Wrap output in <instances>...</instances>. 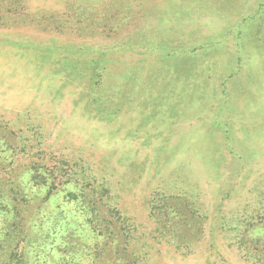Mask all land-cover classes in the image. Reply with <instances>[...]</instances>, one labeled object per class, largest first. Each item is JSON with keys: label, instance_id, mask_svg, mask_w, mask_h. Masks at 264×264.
Returning <instances> with one entry per match:
<instances>
[{"label": "rangeland", "instance_id": "obj_1", "mask_svg": "<svg viewBox=\"0 0 264 264\" xmlns=\"http://www.w3.org/2000/svg\"><path fill=\"white\" fill-rule=\"evenodd\" d=\"M24 253L264 264V0H0V264Z\"/></svg>", "mask_w": 264, "mask_h": 264}, {"label": "trees", "instance_id": "obj_2", "mask_svg": "<svg viewBox=\"0 0 264 264\" xmlns=\"http://www.w3.org/2000/svg\"><path fill=\"white\" fill-rule=\"evenodd\" d=\"M45 186L48 188V191L49 192H51V190H50V187H48V184L46 185L45 184ZM52 186H54V185H52ZM75 192H73V193H71L69 196H67V202H75V201H77L79 198L76 196V194H74ZM14 202V204H16V202H15V200L13 201ZM93 208V210H92V212L89 210V211H87L86 213L88 214V215H86V217L88 216V223L90 224V225H96L97 223H99V222H101V220H102V215H101V212L99 211L100 209H98L97 207H91V209ZM15 209H16V207H15ZM169 209H171V207H167V209L165 210V212L163 213V216L164 217H167V218H169L171 215H174L173 216V218H174V221L177 219V217H178V214L179 213H177V211L176 210H174L175 212H176V214H174L173 212L172 213H168L167 211H169ZM13 211H14V213H15V216H17V214H16V212L15 211H17V212H19L18 210H14L13 209ZM110 216H113V217H115L116 215L118 216L119 215V213H116V214H114V213H112L111 211H110V214H109ZM108 219H110V218H106V221L108 220ZM116 219H118V220H120L121 218H120V216H118V218H116ZM180 219L181 218H179V220H177V221H175L176 223H178V222H180ZM104 220V219H103ZM102 220V221H103ZM105 221V220H104ZM169 221H171V219L169 220ZM113 226V223L111 222V221H109V222H107V224H105V226L104 227H106V229L107 230H110L111 229V227ZM32 232H31V241H34L35 240V237H36V234L34 233L35 232V230H34V226L32 227ZM34 239V240H33ZM29 253H30V250H29ZM28 255L29 254H27V253H24L23 254V256H22V260H20V257H18L17 259H16V261H17V263L18 264H35V263H31V260L28 258ZM29 260V261H28Z\"/></svg>", "mask_w": 264, "mask_h": 264}]
</instances>
